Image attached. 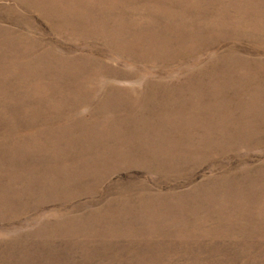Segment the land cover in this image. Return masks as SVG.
<instances>
[{
    "label": "rangeland",
    "instance_id": "1",
    "mask_svg": "<svg viewBox=\"0 0 264 264\" xmlns=\"http://www.w3.org/2000/svg\"><path fill=\"white\" fill-rule=\"evenodd\" d=\"M0 264H264V0H0Z\"/></svg>",
    "mask_w": 264,
    "mask_h": 264
}]
</instances>
